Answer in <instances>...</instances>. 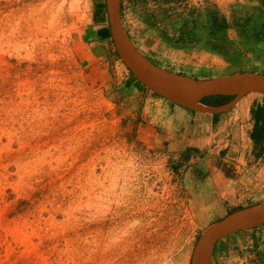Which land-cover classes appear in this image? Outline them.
I'll return each mask as SVG.
<instances>
[{
  "label": "rangeland",
  "instance_id": "374dc122",
  "mask_svg": "<svg viewBox=\"0 0 264 264\" xmlns=\"http://www.w3.org/2000/svg\"><path fill=\"white\" fill-rule=\"evenodd\" d=\"M94 1L0 0V264H192L200 235L245 207L196 200L143 139L122 60L100 79L82 62ZM161 1L207 46L157 48L158 14L140 0L126 26L149 56L201 79L264 75V0ZM213 263L264 264V226L220 240Z\"/></svg>",
  "mask_w": 264,
  "mask_h": 264
},
{
  "label": "crops",
  "instance_id": "0c3cea01",
  "mask_svg": "<svg viewBox=\"0 0 264 264\" xmlns=\"http://www.w3.org/2000/svg\"><path fill=\"white\" fill-rule=\"evenodd\" d=\"M139 2L121 0L120 5L123 26L133 44L156 64L200 78L161 64L159 61L164 59L160 55L156 58L149 56L144 50L147 40L135 42L126 25L135 10L142 12L143 6L141 8ZM163 3L151 0L146 6L158 14L157 20L147 25L154 34L153 38L159 39L156 47L188 44L191 40L206 47L205 28L185 30L176 15L169 17L163 13L166 12ZM80 42L83 46L82 62H86L99 79L110 61L121 60L112 37L106 0L94 1L88 23L81 31ZM153 48L150 47L151 52ZM134 78L126 76L124 82L117 85L122 91L121 96L124 95L125 107L135 111L134 117L140 120L143 139L151 135L168 152L174 172L182 176L186 172L184 187L194 193L196 200L226 210L229 206H250L251 197L264 196V94H249L227 111L207 113L174 104ZM226 103L224 99L210 98L202 104L214 108ZM239 209L242 208L231 212Z\"/></svg>",
  "mask_w": 264,
  "mask_h": 264
},
{
  "label": "water",
  "instance_id": "95a60500",
  "mask_svg": "<svg viewBox=\"0 0 264 264\" xmlns=\"http://www.w3.org/2000/svg\"><path fill=\"white\" fill-rule=\"evenodd\" d=\"M110 29L116 50L122 62L136 80L170 102L191 110L219 113L227 111L241 98L249 94H264V75L245 73L218 78H194L164 68L137 48L127 35L121 17V0H106ZM231 78V85H222L218 80ZM175 85L185 86L191 97L185 98L171 90ZM215 96L234 98L219 107H209L202 100ZM264 225V201L233 211L207 228L198 238L192 264H212L216 245L227 236L255 229Z\"/></svg>",
  "mask_w": 264,
  "mask_h": 264
},
{
  "label": "bare ground",
  "instance_id": "6f19581e",
  "mask_svg": "<svg viewBox=\"0 0 264 264\" xmlns=\"http://www.w3.org/2000/svg\"><path fill=\"white\" fill-rule=\"evenodd\" d=\"M234 82L233 79L231 78H226V79H221V80H218V83L222 84V85H231L232 83ZM171 90L185 98H189L191 97V93L189 92V90L185 87V86H182V85H175L171 88ZM210 264H212L210 262Z\"/></svg>",
  "mask_w": 264,
  "mask_h": 264
},
{
  "label": "trees",
  "instance_id": "16d2710c",
  "mask_svg": "<svg viewBox=\"0 0 264 264\" xmlns=\"http://www.w3.org/2000/svg\"><path fill=\"white\" fill-rule=\"evenodd\" d=\"M131 75H132V73H131ZM133 76V75H132ZM133 78H134V76H133ZM135 79V78H134ZM155 93V92H154ZM155 94H157V93H155ZM158 96H160L159 94H157ZM162 97V96H161ZM216 98H219V99H224V101L225 102H229L230 100H232L234 97L233 96H215ZM210 97H208V98H205V99H203L201 102L202 103H205L206 101H207V99H209ZM218 245V244H217ZM217 245H216V247H217Z\"/></svg>",
  "mask_w": 264,
  "mask_h": 264
}]
</instances>
